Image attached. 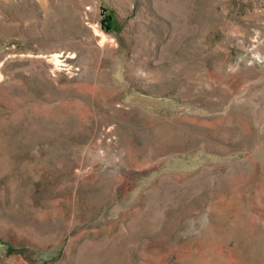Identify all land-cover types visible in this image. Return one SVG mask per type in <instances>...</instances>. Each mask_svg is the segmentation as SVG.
<instances>
[{"label":"rangeland","instance_id":"1","mask_svg":"<svg viewBox=\"0 0 264 264\" xmlns=\"http://www.w3.org/2000/svg\"><path fill=\"white\" fill-rule=\"evenodd\" d=\"M0 264H264V0H0Z\"/></svg>","mask_w":264,"mask_h":264},{"label":"trees","instance_id":"2","mask_svg":"<svg viewBox=\"0 0 264 264\" xmlns=\"http://www.w3.org/2000/svg\"><path fill=\"white\" fill-rule=\"evenodd\" d=\"M107 19L110 20V16H107Z\"/></svg>","mask_w":264,"mask_h":264}]
</instances>
